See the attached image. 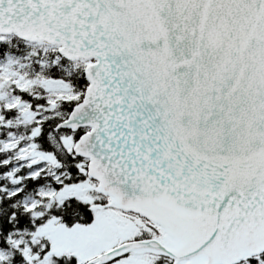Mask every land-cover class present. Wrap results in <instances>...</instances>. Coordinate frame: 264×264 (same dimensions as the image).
<instances>
[{"label":"snow or ice","instance_id":"1","mask_svg":"<svg viewBox=\"0 0 264 264\" xmlns=\"http://www.w3.org/2000/svg\"><path fill=\"white\" fill-rule=\"evenodd\" d=\"M0 264H264V0H0Z\"/></svg>","mask_w":264,"mask_h":264}]
</instances>
